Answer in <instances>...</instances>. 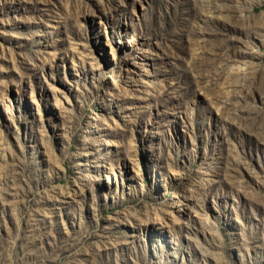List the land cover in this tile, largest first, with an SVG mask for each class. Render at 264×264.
I'll return each mask as SVG.
<instances>
[{
  "label": "rangeland",
  "instance_id": "obj_1",
  "mask_svg": "<svg viewBox=\"0 0 264 264\" xmlns=\"http://www.w3.org/2000/svg\"><path fill=\"white\" fill-rule=\"evenodd\" d=\"M0 264H264V0H0Z\"/></svg>",
  "mask_w": 264,
  "mask_h": 264
}]
</instances>
